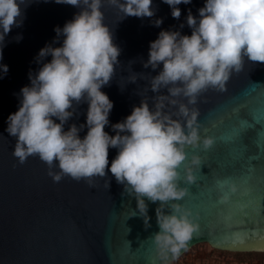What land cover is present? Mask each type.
<instances>
[{"label":"water","instance_id":"1","mask_svg":"<svg viewBox=\"0 0 264 264\" xmlns=\"http://www.w3.org/2000/svg\"><path fill=\"white\" fill-rule=\"evenodd\" d=\"M25 3L28 6L23 24L13 27L6 36L0 61L8 65L7 74L0 78V264H159L152 241L159 230L155 216L159 201L146 198L150 217L146 225L138 212L130 216L136 209L135 197L124 192L110 172L80 180L63 176L54 182L48 166L37 155L23 163L13 156L15 138L5 131L6 117L17 110L20 88L30 83L29 71L35 72L40 66L35 60L39 49L56 37L54 26H63L78 11L55 0ZM203 3H181V16L176 19L163 0H153L154 17L128 16L120 20L122 14L104 0L105 23L112 27L114 40L121 48L114 77L102 89L113 101L110 124L123 120L142 98L153 106L157 94L147 84L159 69L143 66L149 42L161 29L178 28L188 9L197 15ZM156 17L163 19L159 27L151 23ZM180 30L191 32L186 23ZM17 34L22 35L19 42L15 40ZM55 43L58 45L60 40ZM135 75L137 79L130 81ZM177 99L187 104V98ZM262 100L264 63L244 58L241 69L231 73L223 90L209 87L197 96L194 105H188L198 110L200 135L213 137L214 143L207 150L202 145L185 146L187 158L197 153L201 163L193 166L196 182H179L188 189L180 203L191 210L197 225L179 256L200 242L222 250L264 251V239L247 238L254 233L264 234V192L257 191L251 203L244 195L246 177L254 186L264 178V159L259 158L264 132V123L259 122ZM86 109V102L77 105L65 128L84 123ZM168 110L175 108L170 105ZM242 121L252 126L242 129L233 140L234 130L241 128ZM110 124L105 130L114 134ZM86 131L84 128L79 134L83 136ZM116 152L109 148V162ZM53 171L58 169L54 167ZM223 181L235 188L227 199L223 196L229 187Z\"/></svg>","mask_w":264,"mask_h":264},{"label":"clouds","instance_id":"2","mask_svg":"<svg viewBox=\"0 0 264 264\" xmlns=\"http://www.w3.org/2000/svg\"><path fill=\"white\" fill-rule=\"evenodd\" d=\"M122 15L154 17L153 0H107ZM171 16L179 19L181 3L191 0H163ZM75 6L72 18L63 26H54L56 37L36 54L38 69L29 71V84L20 88L19 105L6 117L5 131L15 138L13 156L23 163L37 155L47 166L54 182L63 176L90 179L112 174L124 192L134 196L137 212L148 225V201H159L155 209L159 230L153 234L154 256L159 264L179 256L197 225L191 210L180 201L187 187L197 181L195 165L200 156L187 158L185 146L202 145L209 149L214 138L200 135L197 96L209 87L223 90L233 71H239L243 59L264 63V0H204L197 15L188 9L178 28L161 29L149 42L145 68L159 69L148 80L155 102L147 99L133 105L121 121L111 123L113 101L102 89L113 79L121 48L114 40L111 26L105 23L104 0H55ZM25 0H0V61L6 36L20 27L25 18ZM161 17L151 21L155 26ZM184 23L190 34L182 33ZM21 34L15 36L19 42ZM60 43L56 45V40ZM51 57L45 60V57ZM8 65L0 63V78ZM138 75L130 81H135ZM162 91V90H165ZM187 98V104L178 102ZM87 103L85 121L65 128L76 106ZM175 111H170L169 106ZM114 134L105 130L109 125ZM87 128L81 136L82 129ZM109 148L117 149L109 162ZM58 171H53V168ZM227 199L235 188L228 182ZM109 187V183H108Z\"/></svg>","mask_w":264,"mask_h":264},{"label":"rangeland","instance_id":"3","mask_svg":"<svg viewBox=\"0 0 264 264\" xmlns=\"http://www.w3.org/2000/svg\"><path fill=\"white\" fill-rule=\"evenodd\" d=\"M264 256V251H232L210 246L200 242L167 264H229L239 259L248 260L252 257Z\"/></svg>","mask_w":264,"mask_h":264},{"label":"snow or ice","instance_id":"4","mask_svg":"<svg viewBox=\"0 0 264 264\" xmlns=\"http://www.w3.org/2000/svg\"><path fill=\"white\" fill-rule=\"evenodd\" d=\"M259 122L264 123V100H262V103H261ZM251 126L252 125L248 124L246 121H242L241 122V128L234 130L233 140L237 139L240 136L242 129L247 128V127H251ZM260 147H261V157H259V158L264 159V132L261 133ZM252 159L255 160V159H257V157H253ZM262 170H264V166H262ZM250 172H251V170H250ZM244 183H245L244 195L249 198L250 203L254 200L257 191L264 192V178H262L259 186L251 185L249 183V180L247 177L245 178ZM247 238L251 239V240H255L257 238L264 239V234L254 233L250 237H247Z\"/></svg>","mask_w":264,"mask_h":264},{"label":"crops","instance_id":"5","mask_svg":"<svg viewBox=\"0 0 264 264\" xmlns=\"http://www.w3.org/2000/svg\"><path fill=\"white\" fill-rule=\"evenodd\" d=\"M229 264H264V259L263 260H252V261H233L230 262Z\"/></svg>","mask_w":264,"mask_h":264},{"label":"trees","instance_id":"6","mask_svg":"<svg viewBox=\"0 0 264 264\" xmlns=\"http://www.w3.org/2000/svg\"><path fill=\"white\" fill-rule=\"evenodd\" d=\"M263 259H264V256L262 257L261 255H259V256H256V257H252V258H250L248 260L239 259L238 262H240V261H252V260H263Z\"/></svg>","mask_w":264,"mask_h":264}]
</instances>
